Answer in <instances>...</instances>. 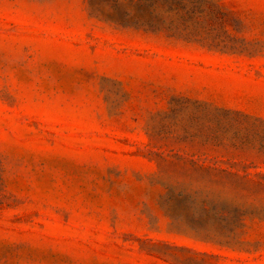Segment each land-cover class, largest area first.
Segmentation results:
<instances>
[{
	"label": "rangeland",
	"instance_id": "374dc122",
	"mask_svg": "<svg viewBox=\"0 0 264 264\" xmlns=\"http://www.w3.org/2000/svg\"><path fill=\"white\" fill-rule=\"evenodd\" d=\"M0 264H264V0H0Z\"/></svg>",
	"mask_w": 264,
	"mask_h": 264
}]
</instances>
